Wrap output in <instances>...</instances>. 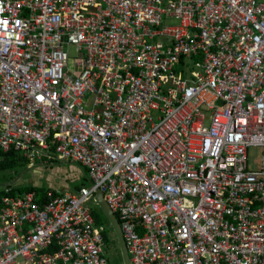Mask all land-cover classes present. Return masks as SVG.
<instances>
[{
	"label": "built area",
	"instance_id": "built-area-1",
	"mask_svg": "<svg viewBox=\"0 0 264 264\" xmlns=\"http://www.w3.org/2000/svg\"><path fill=\"white\" fill-rule=\"evenodd\" d=\"M12 151L91 187L7 186L0 264H109L97 190L131 264H264V1L0 0Z\"/></svg>",
	"mask_w": 264,
	"mask_h": 264
},
{
	"label": "rangeland",
	"instance_id": "rangeland-1",
	"mask_svg": "<svg viewBox=\"0 0 264 264\" xmlns=\"http://www.w3.org/2000/svg\"><path fill=\"white\" fill-rule=\"evenodd\" d=\"M175 23L176 21L174 19H170V18L168 19L167 24H175ZM71 51L72 54L75 55L74 54L75 49L72 48ZM73 64L74 62L72 61V65ZM262 155H263V151L260 149L250 150L248 155V168L250 172H258L261 170ZM44 164H48V165H44ZM62 180L64 182L60 183ZM35 185H44L51 187H56L60 185L61 189L63 185H67L68 187L65 189V191L70 193L72 192L75 193V191L79 187H84V186L91 187V182L87 180L86 174L83 171V169L77 165L63 164L61 167L60 166L53 167V164H49L41 160H39L38 162L29 161L28 163H22L15 169L0 171V191H4L7 186H13L14 188L20 189L23 187H29ZM88 206L94 207L95 204L92 201L88 204ZM120 252L122 251H120V249L118 248L117 239L112 235V238L108 243L106 250L104 252V255L108 263L124 264Z\"/></svg>",
	"mask_w": 264,
	"mask_h": 264
},
{
	"label": "trees",
	"instance_id": "trees-1",
	"mask_svg": "<svg viewBox=\"0 0 264 264\" xmlns=\"http://www.w3.org/2000/svg\"><path fill=\"white\" fill-rule=\"evenodd\" d=\"M28 162L29 161L21 153L12 151V152L6 154L4 160H2L0 162V171L1 170H12V169L17 168L22 163H28ZM56 166H58V164L55 165V166H53V167H56ZM85 174H86V172H85ZM86 178L88 180V177L87 176H86ZM81 188H83V187L77 188V190L75 191V193L79 192ZM50 189L56 190V188H51L49 186H44L43 185L41 187H39V186H29V187H23V188H20V189L13 188L12 193H13V195H15V194H23V193L28 192V191H37V192H39V194H41V195L44 196L43 197L44 199H46L45 198L46 197L45 194L48 191H50ZM55 193H56V191H55ZM57 194L58 193H56V195ZM4 195H6L5 194V191H0V199ZM93 203L95 204V198H94ZM90 209L92 211L93 217L95 218L96 224L98 226H100V227H103V235H104L105 243H106V247H107L108 243L110 242V240L112 238V235L114 237H116L115 234H114V231H113V229H112V227H111L108 219L105 217V215L102 213L101 209L96 204H95L94 207H91ZM111 233H113V234H111ZM117 244H118V242H117ZM118 248H119V245H118Z\"/></svg>",
	"mask_w": 264,
	"mask_h": 264
},
{
	"label": "water",
	"instance_id": "water-1",
	"mask_svg": "<svg viewBox=\"0 0 264 264\" xmlns=\"http://www.w3.org/2000/svg\"><path fill=\"white\" fill-rule=\"evenodd\" d=\"M95 204L101 209L102 213L105 215V217L108 219L114 234L117 238V242L120 248V255H122L124 264H131L130 257L128 253V246L126 243V238L122 229V225H120L119 220L117 216L113 213V211L110 209L109 205L104 199V195L101 193L100 190H97L96 196H95Z\"/></svg>",
	"mask_w": 264,
	"mask_h": 264
},
{
	"label": "crops",
	"instance_id": "crops-1",
	"mask_svg": "<svg viewBox=\"0 0 264 264\" xmlns=\"http://www.w3.org/2000/svg\"><path fill=\"white\" fill-rule=\"evenodd\" d=\"M200 63V61L199 60H197V63ZM188 66L190 67V68H192V67H194V62H188ZM41 165V164H40ZM63 164H58V166H56V167H61ZM65 165H67V164H65ZM36 167V166H35ZM34 167V168H35ZM36 172V171H35ZM56 173V172H55ZM40 177H42V176H40ZM68 179V178H67ZM64 180V179H63ZM61 181L60 183H62V182H64V181ZM35 186H39V187H41V186H43V185H35ZM49 187H51V186H49ZM68 186L67 185H63V187H62V189H63V191H62V189H61V186L60 185H58V186H56V187H51V188H56L57 189V191H59V192H61V193H70V192H66L65 191V189L67 188ZM86 187V186H85ZM78 193V192H77ZM71 194H75V193H71Z\"/></svg>",
	"mask_w": 264,
	"mask_h": 264
}]
</instances>
